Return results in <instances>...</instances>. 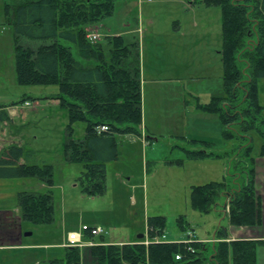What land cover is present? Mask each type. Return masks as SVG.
<instances>
[{"label":"rangeland","instance_id":"374dc122","mask_svg":"<svg viewBox=\"0 0 264 264\" xmlns=\"http://www.w3.org/2000/svg\"><path fill=\"white\" fill-rule=\"evenodd\" d=\"M19 1L0 0V149L23 145L28 155L22 161L52 165L53 184L49 186L35 175L0 174V264H47L50 258L64 255L62 243L67 242L70 231H79L83 224L103 227L107 238L144 243L147 238H138V234L148 231V217L163 215L167 222L163 240L190 239V230L199 240L212 236L222 219L214 209L204 212L193 207L192 186L212 180L231 183L234 178V187L250 167L255 170L256 191L261 196L262 220L251 225L231 224L230 230L245 226L248 232L252 228L253 234L264 235V78L258 82V99L263 106L260 130L250 132L254 139L250 155L239 147L241 141L227 135L221 114L206 108L214 97L227 95L220 3L115 0L114 12L91 26L98 30L101 41L116 35L117 29L125 38L139 40L140 129L146 134L141 138L117 133L120 155L106 164L107 190L91 195L82 191L78 181L84 164L68 160L65 154L70 117L60 100L53 98L60 92L59 85L22 84L17 80L16 36L7 11ZM21 41L41 43L28 37ZM62 41L71 45L83 64L96 63L83 57L74 43ZM2 106L15 110L10 119L3 121ZM72 125L73 138L83 139L86 123L77 120ZM234 128L240 130L242 126ZM211 151H223L222 158L209 157ZM48 188L54 195V220L34 223L24 219L19 191L44 192ZM218 200L222 204L229 201L223 196ZM180 217L186 219L185 228L178 224ZM222 222L227 224L226 219ZM94 238L99 240L100 236ZM262 242L258 245L259 259L264 264ZM38 243L41 245H27ZM81 250L85 264H97L90 247L82 246Z\"/></svg>","mask_w":264,"mask_h":264},{"label":"trees","instance_id":"16d2710c","mask_svg":"<svg viewBox=\"0 0 264 264\" xmlns=\"http://www.w3.org/2000/svg\"><path fill=\"white\" fill-rule=\"evenodd\" d=\"M222 6L223 49L226 96H216L206 107L218 111L227 127V135L239 144L246 155L253 148L251 130L258 129L263 106L258 99V82L264 78V0H215ZM115 10V0H21L8 9L16 36V73L22 84L56 83L60 92L53 98L68 109L65 154L70 161H80L84 169L78 181L82 191L91 195L107 190L106 164L118 159L117 133L141 134L142 87L138 39L122 34L110 35L106 41L89 38L91 26ZM23 37L40 40L24 44ZM68 40L80 54L94 59L86 66L78 60ZM6 107V106H2ZM3 121L9 114L1 109ZM86 123L83 139L73 138V123ZM264 123V119H263ZM107 124L108 130L99 131ZM238 125L242 128H238ZM262 132V131H261ZM244 141V142H243ZM211 154V153H209ZM28 150L11 144L0 152V174L6 177L38 176L49 186L53 184L51 164L22 161ZM255 158H252V163ZM242 181L234 187L225 180L195 184L191 203L208 212L220 205L219 197L228 199L227 215L231 224L251 225L262 220L260 194L256 191L254 168H248ZM251 170V171H249ZM238 176V173L236 177ZM237 183V184H236ZM19 205L24 219L34 223L52 222L55 218L54 195L44 192L19 191ZM183 217L179 226L185 228ZM148 244L96 243L90 245L97 264H257L258 240L232 239L227 225H219L215 235L220 240L205 242L155 240L166 229L163 215L148 217ZM94 239V236H90ZM181 254L182 258L176 259ZM81 246H65L61 257L47 264H82Z\"/></svg>","mask_w":264,"mask_h":264},{"label":"crops","instance_id":"0c3cea01","mask_svg":"<svg viewBox=\"0 0 264 264\" xmlns=\"http://www.w3.org/2000/svg\"><path fill=\"white\" fill-rule=\"evenodd\" d=\"M142 0H140V2H141ZM151 23H152V21H150ZM91 29H93L92 27H91ZM109 30H110V28H109ZM122 32L123 31H121L120 29H117V31H115V33L114 34H116V35H118V34H122ZM82 63V62H81ZM83 64V63H82ZM85 65V64H84ZM86 66H89V65H86ZM1 109H5L7 112H8V114H9V118H11L12 116H13V114H14V112H15V110L14 109H12V107H2ZM132 134H134V135H137V136H140L141 138H144L145 137V135H144V131H143V129H141V134H136V133H132ZM0 152H1V149H0ZM221 153H223V151H221V152H215V151H211V154H210V156L209 157H212V156H215L217 159H220V158H222L221 156ZM225 154H226V158H228V152H225ZM240 177H241V175H239V179H240ZM259 192H260V190H258ZM34 192H36V191H34ZM261 193V192H260ZM262 194V193H261ZM224 205L225 204H222V202H220V205L217 207V208H215L214 210L216 211V213L218 214V215H220V218L223 220V219H226L227 220V224H225L224 222H222V220H221V222H218V225H216L215 227V230H214V233H213V235L212 236H209V237H203L201 240H204L205 242H210L211 243V241L212 242H217V241H219L220 240V238L219 237H216V235H215V232H216V229H217V227L219 226V225H221V224H223V225H227L229 228V237H228V240L230 239V240H232V239H254V240H259V243H258V245L260 244V240H262L263 242L262 243H264V235H258V234H253V230H252V228H249V231L250 232H248L247 230H246V227L244 226L243 227V229H240L239 231L237 230V231H231L230 230V227L232 226L231 225V223H230V221H229V217H228V215H227V211H226V209H224ZM147 225H148V223H147ZM140 234V233H139ZM139 234H138V238H139ZM145 234V238H147L146 237V235H147V232L146 233H144ZM197 234V233H196ZM241 234V235H240ZM243 234V235H242ZM97 236H100V239L99 240H96L95 238L93 239L96 243H116V244H124V243H131V242H136V239H128V240H126V239H115V238H107V236L105 235V234H103V235H97ZM197 237H198V235H197ZM137 238V239H138ZM215 239V240H214ZM172 241H179V240H172ZM47 244H49V243H45V245H47ZM65 244V242L64 243H62V245H64ZM23 245H26V244H23ZM27 245H30V246H35V245H41V243H38V244H27ZM257 245V264H262L261 263V261H260V259H259V253H260V250H259V246ZM65 246V245H64ZM0 247H2V246H0ZM86 247H89V246H86ZM51 259V258H50ZM85 259H86V257H85V255H84V258H83V261H84V264H85ZM46 260V259H45ZM39 262L40 261H37L36 263H34V264H39ZM42 264V263H41ZM190 264H199V263H190Z\"/></svg>","mask_w":264,"mask_h":264},{"label":"built area","instance_id":"2783aa9c","mask_svg":"<svg viewBox=\"0 0 264 264\" xmlns=\"http://www.w3.org/2000/svg\"><path fill=\"white\" fill-rule=\"evenodd\" d=\"M89 38L93 41L100 40V35L96 30H92L88 34ZM26 104H30L29 101L25 102ZM99 131L108 130L109 126L107 124L100 125L98 127ZM229 209V206H228ZM105 229L101 226H90L88 224H83L81 226V229L79 231L73 230L70 231L68 234L67 242L64 244L65 246L73 245V246H90L94 245L95 241L90 237L91 235H103L105 234ZM148 232H149V226H148ZM190 239L183 240L184 243H189L195 240H199L196 237V233L192 230L189 231ZM159 239V237H157ZM151 240L147 237V239L144 240L145 244H148ZM182 258L181 254L176 255V259Z\"/></svg>","mask_w":264,"mask_h":264},{"label":"water","instance_id":"95a60500","mask_svg":"<svg viewBox=\"0 0 264 264\" xmlns=\"http://www.w3.org/2000/svg\"><path fill=\"white\" fill-rule=\"evenodd\" d=\"M144 235H145L144 233H140V234H139V238H143Z\"/></svg>","mask_w":264,"mask_h":264}]
</instances>
